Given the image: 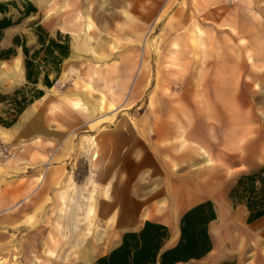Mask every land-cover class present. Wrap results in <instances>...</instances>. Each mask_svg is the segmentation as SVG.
Instances as JSON below:
<instances>
[{"label": "rangeland", "instance_id": "rangeland-1", "mask_svg": "<svg viewBox=\"0 0 264 264\" xmlns=\"http://www.w3.org/2000/svg\"><path fill=\"white\" fill-rule=\"evenodd\" d=\"M7 1L17 6L6 15L18 19L25 0ZM59 8L55 0L4 28L0 50L16 34L36 47L37 24L52 35L60 31ZM133 13L143 29L137 36L102 38L119 39L123 48L77 56L70 48L62 63L54 88L64 111L82 98L72 90L83 89L88 77L96 88L89 97L105 92V102L91 103L86 119L75 109L60 119V178L44 187L32 174L15 175L9 164L16 158H0V264H81L90 246L97 253L109 246L103 242L121 227L123 207L151 197L157 216L207 199L227 206L229 227L217 232L209 264H264V216L248 223L246 206H232L229 197L239 175L264 165V36L238 35L231 0L128 3L130 24ZM25 82L17 46L0 58L3 120L13 115L2 95ZM0 142L15 156L24 148Z\"/></svg>", "mask_w": 264, "mask_h": 264}, {"label": "crops", "instance_id": "crops-1", "mask_svg": "<svg viewBox=\"0 0 264 264\" xmlns=\"http://www.w3.org/2000/svg\"><path fill=\"white\" fill-rule=\"evenodd\" d=\"M32 1L39 8L46 7L55 0ZM56 1L60 5V25L58 29L74 36L71 44L72 51L76 52L74 56L82 53V51L96 53L100 48H123V45L119 44V39L112 41L102 38L137 36L139 31L143 30L139 28V18L137 17L139 13H136V15L133 13L136 18L132 20L131 24V19L125 13L127 12L128 3H133L139 7V4L144 3L145 0ZM201 1L205 4H219L223 0ZM62 6L65 8V17L61 15L63 13ZM231 8L233 11L232 20L240 31L238 35L249 37L264 36V0H231ZM78 36H81L83 39L79 41ZM97 57L100 56L97 55ZM85 75L87 74L83 72V76ZM82 87L83 89L81 90H72L73 95L79 94L82 97L81 99H74L72 104L75 111L79 110L84 113L83 120L87 116H92L94 112V107H91V103L97 105L98 108L104 106L105 92H101L97 99H91L89 94H92L96 88L89 77ZM47 90L48 92L34 100L20 113L14 124L10 126L0 125V137L6 142L24 146L19 156L17 155L16 159L11 160L9 164L14 170L15 175L32 174L39 180H42V182L43 180L46 181L43 182L44 187H48L52 180L60 178V119L64 117V113L67 114V111L74 110L73 108L70 110L65 107L64 111V107L61 105L60 97L57 95L54 85ZM112 105L113 103L110 104V106ZM145 192H151V190H145ZM2 193L0 191V196ZM159 198H162V196ZM152 199L153 197L145 200L146 202L139 201L136 205L123 207L118 217V223L120 222L121 227L115 235L108 236V240L103 242L105 244L106 241H109L107 242L109 246L102 248L99 253L96 252L95 248H91L90 246L88 252L91 253V260L86 263V255L84 254L81 257V264H93L98 257L108 254L112 249L120 245L123 233L140 230L146 220L161 223L168 228L169 234L164 240L160 252L175 246L180 238L181 216L192 206L205 201L201 200L190 203L180 210L174 206L169 207L162 216H157L153 208H151L152 206L150 207ZM2 203L4 201L0 200V209ZM213 205L216 218L208 224V232L212 243L211 250L200 258H190L186 261H177L174 264H209L211 253L218 249L219 235L217 232L220 228L229 227L225 217L228 207L222 204ZM232 206H234V203ZM217 221L219 223H216ZM150 264H160V262L157 260Z\"/></svg>", "mask_w": 264, "mask_h": 264}, {"label": "trees", "instance_id": "trees-1", "mask_svg": "<svg viewBox=\"0 0 264 264\" xmlns=\"http://www.w3.org/2000/svg\"><path fill=\"white\" fill-rule=\"evenodd\" d=\"M25 8L21 16L13 20L7 16L9 5L17 6L14 1H0V37L4 28L18 23L22 17L35 13L37 7L30 1H24ZM37 46L31 48L26 40L16 34L12 45L0 50V58L6 59L16 53V47H22L25 84L16 88L8 98L13 115L9 120L0 118L4 126L12 125L18 115L45 93V88L54 85L63 61L70 54V37L57 31L54 35L37 24L35 28ZM229 197L234 204L243 203L247 208L248 223L264 216V165L249 172L242 173L231 187ZM216 218L213 202L210 199L197 203L181 216L180 238L173 247L160 249L168 236V228L158 222L146 220L138 231H127L122 235L120 245L108 254L100 256L93 264H150L159 260L160 264H174L190 258H200L212 248L208 224ZM159 255V257H158ZM226 264V263H224Z\"/></svg>", "mask_w": 264, "mask_h": 264}, {"label": "bare ground", "instance_id": "bare-ground-1", "mask_svg": "<svg viewBox=\"0 0 264 264\" xmlns=\"http://www.w3.org/2000/svg\"><path fill=\"white\" fill-rule=\"evenodd\" d=\"M6 138V137H5ZM91 140V139H90ZM91 142V141H90ZM93 144V143H92ZM98 155H99V153L97 152V151H93V153H92V158L93 159H97V157H98ZM17 156H14V158H16ZM147 200V199H146ZM144 201V200H143ZM111 208V207H110ZM137 209H138V207H137ZM138 211V210H137ZM105 212H107V211H105ZM139 212V211H138ZM147 212V211H146ZM134 216V215H133ZM130 218V217H129ZM135 220V219H134ZM128 222V221H127ZM76 225V224H75ZM97 226V225H96ZM75 227V226H74ZM97 228V227H96ZM80 230H82V229H80ZM73 231V230H72ZM76 232H77V230H76ZM94 232V231H93ZM72 234V233H71ZM86 236V235H85ZM97 238V237H96ZM87 239V238H86ZM95 239V238H94ZM1 241V240H0ZM3 242V241H2ZM6 242V241H5ZM7 243V242H6ZM70 243L73 245V244H76V240L75 239H72L71 241H70ZM98 246V245H97ZM2 247V246H1ZM0 247V248H1ZM16 248H18V247H16ZM99 248V247H98ZM88 250H89V248H88ZM92 251V250H91ZM93 253V252H92ZM90 252H85V262L86 263H88L90 260H91V257H90Z\"/></svg>", "mask_w": 264, "mask_h": 264}, {"label": "built area", "instance_id": "built-area-1", "mask_svg": "<svg viewBox=\"0 0 264 264\" xmlns=\"http://www.w3.org/2000/svg\"><path fill=\"white\" fill-rule=\"evenodd\" d=\"M14 157L15 151L10 146L0 142V158L3 157Z\"/></svg>", "mask_w": 264, "mask_h": 264}]
</instances>
